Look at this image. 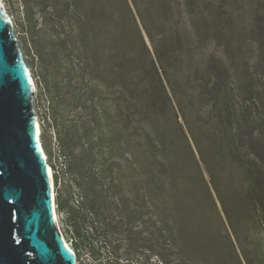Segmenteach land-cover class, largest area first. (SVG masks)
Listing matches in <instances>:
<instances>
[{
	"label": "rangeland",
	"instance_id": "1",
	"mask_svg": "<svg viewBox=\"0 0 264 264\" xmlns=\"http://www.w3.org/2000/svg\"><path fill=\"white\" fill-rule=\"evenodd\" d=\"M1 1L35 82L55 202L76 196L69 169L83 164L104 170L105 204L116 205L115 232L99 224L76 264H264V0H154L151 16L148 0H136L152 33L179 53L176 97L160 69L165 94L145 67L136 36L115 34L128 26L124 0ZM73 5L113 26L97 39L99 69L70 35L60 41L55 24L75 16ZM142 146L148 161L166 164L160 199L132 174ZM56 215L65 238L57 205Z\"/></svg>",
	"mask_w": 264,
	"mask_h": 264
},
{
	"label": "water",
	"instance_id": "2",
	"mask_svg": "<svg viewBox=\"0 0 264 264\" xmlns=\"http://www.w3.org/2000/svg\"><path fill=\"white\" fill-rule=\"evenodd\" d=\"M35 82L0 1V264H76L34 109Z\"/></svg>",
	"mask_w": 264,
	"mask_h": 264
},
{
	"label": "trees",
	"instance_id": "3",
	"mask_svg": "<svg viewBox=\"0 0 264 264\" xmlns=\"http://www.w3.org/2000/svg\"><path fill=\"white\" fill-rule=\"evenodd\" d=\"M131 4L124 0L126 8L128 11V26L123 24L120 28L118 25L115 26V34L119 37H124L126 35L125 30L131 32L138 39V45L144 55L147 66L150 70H153L158 78L162 89L165 88L161 81L158 69L161 70V74L165 78L166 84L173 92V96L176 97V87L174 83L180 81V77L177 71L173 67L179 57V53L176 50L167 51V36H155L150 30L149 26L145 22L144 16L141 14L136 0H130ZM149 3V15H153L155 12L154 0H148ZM133 8L137 12V17L133 13ZM75 16L70 17L68 20H62L59 18L55 24L57 28L63 29L64 33L61 36L60 41L65 45V42L69 39L70 35L73 41V47L77 50L80 56H84L85 63L89 68L94 69L99 67L98 60V50L101 48L102 43L98 38L104 36L106 33L112 29V24H100L92 20L91 18L82 19V16L78 15V9L75 5L71 8ZM154 11V12H153ZM77 13V14H75ZM139 23L137 22V19ZM155 20V19H154ZM147 40H149L152 52L148 46ZM122 46L119 44V49ZM123 58V57H122ZM127 61L125 59L120 60V64H124ZM159 65V68L157 67ZM99 69V68H98ZM98 77H96L97 79ZM190 79L187 77L185 85L188 86L189 91H191V96H195V86L189 84ZM193 89V90H191ZM166 98H168L166 94ZM112 151V150H111ZM152 152L148 150L145 146L139 147L135 154H133L135 161L132 167V174L142 181L145 192L149 195L151 194L153 198H161L162 194V183L164 177V162L153 163L148 161L151 157ZM121 168L116 166L115 170L112 172L115 175L121 173ZM73 173V189L76 190V196L70 192L69 198L62 199L61 196L56 197V205L58 212L63 214L62 225L63 230L66 235V240L70 244L71 248L74 250L77 256H80L84 249H92V243L95 239L99 238V224L104 222L105 233L113 234L115 232L113 224V214L115 213L116 205L113 202H108L105 204V196L103 193L106 191L104 189V170L94 168L91 166H84L83 164H78L71 166L69 169ZM141 188H139L140 190ZM164 203L155 202L154 208H163ZM105 211H107L105 215ZM180 240V235L177 236Z\"/></svg>",
	"mask_w": 264,
	"mask_h": 264
},
{
	"label": "bare ground",
	"instance_id": "4",
	"mask_svg": "<svg viewBox=\"0 0 264 264\" xmlns=\"http://www.w3.org/2000/svg\"><path fill=\"white\" fill-rule=\"evenodd\" d=\"M1 1V0H0ZM1 3L3 4V2L1 1ZM3 6L5 7V5L3 4ZM10 17V16H9ZM11 19V18H10ZM37 125H38V133L40 134V126H39V121H38V119H37ZM45 153V152H44ZM46 155V154H45ZM47 157V156H46ZM48 165H49V163H48ZM49 168H50V174H51V181H52V190H53V193H54V188H53V173H52V169H51V167H50V165H49ZM54 212H55V217H56V221H57V215H56V210L54 209ZM57 225H58V221H57ZM58 228H59V225H58ZM59 231H60V233H61V235H62V237H63V234H62V232H61V230H60V228H59ZM63 239H64V241L66 242V244H67V246L70 248V249H72L71 248V246H70V244L65 240V238L63 237ZM73 250V249H72ZM74 252V251H73ZM75 253V252H74ZM76 262H77V258H76Z\"/></svg>",
	"mask_w": 264,
	"mask_h": 264
}]
</instances>
